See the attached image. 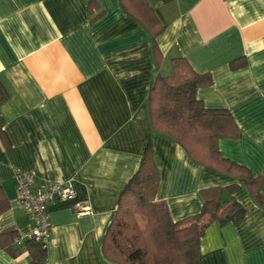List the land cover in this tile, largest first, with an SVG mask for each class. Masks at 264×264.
<instances>
[{
    "label": "crops",
    "instance_id": "crops-1",
    "mask_svg": "<svg viewBox=\"0 0 264 264\" xmlns=\"http://www.w3.org/2000/svg\"><path fill=\"white\" fill-rule=\"evenodd\" d=\"M163 23L155 52L148 30L118 0H0V184L9 208L0 231L29 230L16 200L14 172L36 182L70 181L73 199L49 204L51 230L42 264H120L101 239L119 191L151 141L159 173L155 199L174 221L197 213L199 191L236 179L199 164L171 136L152 130L147 92L156 73L184 56L212 83L203 105L228 109L240 136L219 137L221 155L264 174V0H148ZM238 59L245 65L233 69ZM260 193L264 195V183ZM237 222H209L198 264H264V206L243 184ZM89 205L77 214L74 202ZM23 243L0 246V264H29Z\"/></svg>",
    "mask_w": 264,
    "mask_h": 264
},
{
    "label": "trees",
    "instance_id": "trees-1",
    "mask_svg": "<svg viewBox=\"0 0 264 264\" xmlns=\"http://www.w3.org/2000/svg\"><path fill=\"white\" fill-rule=\"evenodd\" d=\"M124 11L135 17L149 32L155 52L156 36L163 23L148 0H118ZM171 73H156L147 92V108L153 131L175 139L199 164L232 175L236 180L225 186H211L199 191L200 210L174 221L164 202L155 199L159 173L149 141L142 152L137 170L119 191L109 223L101 239L105 258L120 264H198L201 254L199 239L205 226L216 221L219 225L237 222L244 214L243 206L230 197L220 201V193H232L243 184L252 198L264 206L259 191L264 174L254 175L242 164L221 155L219 137L237 138L240 130L226 108L203 105L196 96L199 86L212 83L209 72H197L184 56L171 58ZM245 65L238 59L233 69ZM7 92L0 82V104ZM9 202L0 184V214ZM143 222L140 223V218ZM18 235L14 227L0 231V246L9 248ZM24 244L30 250L29 264H42L45 248L32 239Z\"/></svg>",
    "mask_w": 264,
    "mask_h": 264
},
{
    "label": "built area",
    "instance_id": "built-area-1",
    "mask_svg": "<svg viewBox=\"0 0 264 264\" xmlns=\"http://www.w3.org/2000/svg\"><path fill=\"white\" fill-rule=\"evenodd\" d=\"M16 200L24 212L29 230L26 234H18L14 238L16 244L32 239L40 246L45 247L50 239L51 225L47 214L49 204L55 201L73 199L75 188L70 181L36 182L34 174L23 168H16L14 172ZM77 214L89 212V205L85 202H74Z\"/></svg>",
    "mask_w": 264,
    "mask_h": 264
},
{
    "label": "rangeland",
    "instance_id": "rangeland-1",
    "mask_svg": "<svg viewBox=\"0 0 264 264\" xmlns=\"http://www.w3.org/2000/svg\"><path fill=\"white\" fill-rule=\"evenodd\" d=\"M143 220H144V219L141 217V218H140V223H142V222H143Z\"/></svg>",
    "mask_w": 264,
    "mask_h": 264
}]
</instances>
